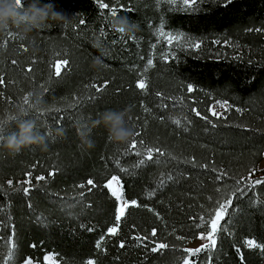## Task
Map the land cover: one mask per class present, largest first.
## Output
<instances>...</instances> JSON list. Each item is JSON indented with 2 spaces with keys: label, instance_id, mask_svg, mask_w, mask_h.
<instances>
[{
  "label": "trees",
  "instance_id": "obj_1",
  "mask_svg": "<svg viewBox=\"0 0 264 264\" xmlns=\"http://www.w3.org/2000/svg\"><path fill=\"white\" fill-rule=\"evenodd\" d=\"M29 2L23 0L25 6ZM105 2L115 6L112 0ZM40 3H52L66 20L49 21L23 39L15 27L0 32V77L5 79L0 85V120H8L19 106L27 108L23 97L39 90L43 103L38 113L29 109L28 118L36 122L38 131L52 133L47 150L33 145L13 154L3 146L2 138L15 130V123L9 121L0 132V258L7 253L14 229L13 264H22L28 256L34 264H43L46 253L54 254L59 264H85L89 258L97 264H179L186 255L181 250L205 230L194 226L198 217H207L218 200L239 187L243 194L237 192L233 198L216 248L194 259L207 264L210 255L212 264H264V249L245 246L247 238L264 243V185L250 189L241 180L251 168L257 169L252 179L264 177V170L257 168L264 156V0H232L226 7L225 0H198L186 11L180 0L176 5L166 0L159 4L157 0H120L123 7L118 15L138 25L123 34V40L113 30L112 18L103 19L95 0ZM104 14L108 15L107 10ZM80 20L85 23L81 25ZM162 21L165 31L184 34L180 47L173 44L175 59L169 62L162 59L169 51L166 42L157 43L156 29ZM101 29L106 36L100 35ZM196 42H200L198 49L188 46ZM58 58L70 62L60 77L52 67ZM148 59H153L154 67L146 73L149 87L145 92L136 87V81ZM105 80L104 91L89 100L94 94L90 85ZM188 84L196 90L189 93ZM157 92L163 96L157 97ZM81 97L77 108L69 107ZM223 100L232 110L225 113L226 118L213 117L209 106ZM55 107L61 111H49ZM145 107L150 111L145 112ZM193 107L212 123L197 117ZM108 109H127L129 126L140 133L136 139L176 159L166 155L158 164L133 169L139 158L123 154L127 143L109 141L102 124L92 128L95 146L87 148L78 127L90 126L98 113ZM175 119L181 121L179 126L173 123ZM57 128L64 129V135H57ZM116 158L129 172L119 171ZM53 168L59 169L54 177L35 180L38 175L47 177ZM222 171L228 175L217 180ZM28 172L35 187L26 196L16 189ZM161 173L171 174L173 180L157 187ZM111 175L121 176L127 199L148 206L130 208L115 236L106 235L115 222L116 201L103 187ZM88 178L98 185L90 193L87 187H76ZM8 180L13 181L11 187ZM237 180H241L239 185ZM81 191L86 193L82 200ZM152 228L157 229L156 237L150 236ZM136 234L150 239L140 243L133 238ZM122 240L123 248L119 246ZM152 240L174 248L152 253Z\"/></svg>",
  "mask_w": 264,
  "mask_h": 264
},
{
  "label": "snow or ice",
  "instance_id": "obj_2",
  "mask_svg": "<svg viewBox=\"0 0 264 264\" xmlns=\"http://www.w3.org/2000/svg\"><path fill=\"white\" fill-rule=\"evenodd\" d=\"M95 2L98 5V8L101 10V16L103 17L104 20H109V17L117 16L118 13L122 9V5L120 4V0H112V4L115 6H110L109 3H106L105 0H95ZM131 2V0H129ZM165 2V0H157V3ZM167 3L170 5H176L177 0H166ZM232 0H225L224 6L226 7L229 3H231ZM180 3L183 6V10H188L195 6L198 3V0H180ZM21 6H22V0H21ZM104 10H107L108 15L104 14ZM125 11H131V8H125ZM79 23L82 25L85 23V21L80 20ZM250 31L255 30V31H262V29H249ZM100 35L101 36H106V33L104 29L100 30ZM156 37H157V43L163 41L166 42L169 51L167 53L162 54V59L164 62H169L170 59H175V53L171 51V48L173 44H175L176 47L181 46V41L184 39V34L183 33H173L171 31H165V23L162 21L158 28L156 29ZM121 40L124 39L123 34L120 37ZM131 39H135V37H131ZM219 43V41H217ZM189 47L192 48H199L200 47V42H196L194 44H189ZM153 47H156L154 44ZM13 64H16V61H12ZM69 60L68 59H61L58 58L55 60L52 64V67L54 69V75L56 77H60L62 75V72L66 70L67 66L69 65ZM154 67V61L153 59H148L147 60V66L144 69V72L141 73L140 78L137 79L136 81V87L141 90V91H147L149 87V80L146 78V73L149 69ZM28 72L32 71V68L27 69ZM5 83L4 77H0V85H3ZM108 81H104L102 84H92L90 87L94 89V94L90 95L88 97L89 100L97 98V94L101 93L104 91V89L107 87ZM196 89L192 84L187 85V91L189 93L195 91ZM47 91V89H45ZM157 97H162L163 94L160 92L155 93ZM84 98H76L75 101L69 105L71 108H77L83 101ZM24 103L28 105L29 109H36V112H39V109L37 107H34L29 103V100L27 96L23 97ZM180 102L183 103V97L180 98ZM220 108L224 109L223 112H217L215 108H210L209 111L213 117H216L218 119L226 118L225 113L232 110V105L229 104L227 100L223 101H217L216 102ZM163 107H167L165 104H161ZM49 111H56L59 113L61 109L59 107H55L52 109H49ZM145 112H149L150 110L145 107L144 108ZM191 111L197 116L200 117L201 119H204L205 121H208L209 123H212L211 121L208 120L207 116H203L201 114V111L198 110L197 108H192ZM236 112H241L242 110L240 108H235ZM13 117L9 116L8 120H0V132L3 131L5 125L9 121H12ZM163 119V117H161ZM187 119V117H185ZM173 123L176 125H180L181 121L179 119L173 120ZM190 123V121H189ZM215 126V125H214ZM140 133L136 132L135 135L133 136V139L129 140L127 142V145L124 149V153L126 155H135L138 157V161L136 164H134L132 167L133 169H138L141 167L147 166L149 163L152 164H158L160 163V157L164 156H169L171 159H176V157L171 156L170 153H166L164 150H162L160 147H155V146H149L146 144L144 140H137L136 137L139 136ZM195 158H193L194 162ZM115 164L118 167L119 171L121 173H127L129 172V169L121 167L120 166V160L119 158L115 159ZM202 167L207 168L208 165H202ZM213 171H216V169H212ZM59 171L58 168H53L50 170L47 174V177L45 175H38L35 177V180L37 182L40 181H46L47 178L49 177H54L57 172ZM257 171L256 168H251L249 170V174L245 178H241V180H246L247 184L246 186L248 188H255L257 185H264V177H260L258 179H252V176L255 174ZM26 179L23 182H20L21 187L16 189V190H22L23 193L27 196L30 191L32 190L35 185L32 184V173L28 172L25 174ZM226 171L220 172L217 176V180H221L223 177L227 176ZM173 180V176L171 174L165 175L164 173L160 174V178L158 180V185L157 187H163L166 181H171ZM241 180H237L236 183L239 185L241 183ZM7 184L11 187L13 185L12 180H8ZM76 187L80 189H85L87 187V192L90 193L93 189L97 188L98 185L96 184L95 180L92 178H88L85 183H81L76 185ZM103 187L108 190L110 193L111 197L115 199L117 202L116 208H115V214H114V223L109 226L106 230V235L110 236H115L118 234L120 226H121V221L126 217L128 210L130 208L136 207H145L147 208V205H141L138 200L136 199H127L125 197L124 193V185L121 180L120 175H111L110 178H107L105 183L103 184ZM217 192H220L221 190L219 188L216 189ZM237 192H240L243 194V189L237 187L234 191H232L229 195H227L226 198H222L221 200H218L216 202V206L211 209L208 213V216L205 217L204 215H201L198 217L199 223H195L194 226L198 229H205L204 231H200L198 233L197 238L200 239L201 241H207L206 243H201L199 246L195 248H183L181 251L185 253L183 257L180 258L179 264H197V261L194 259V257H197L199 253L202 251H208L210 252L211 250L215 249L217 246V237L218 234L224 230V225L222 224L223 221H225L226 216L229 214V208L233 204V198L236 197ZM155 194V191L148 193L149 196H152ZM86 195L84 191H81L79 193V197L82 198ZM211 199V197H209ZM89 207L91 205H88ZM31 207V205H29ZM149 211H153L152 209H148ZM157 217H159V213H156ZM197 218H193L195 221ZM133 228L135 226L133 225ZM91 230V229H90ZM151 237H156L157 236V229L152 228L150 232ZM135 240L139 241L140 243H143L146 240H149V236H141L139 234L134 235L133 237ZM178 239H185L184 237H178ZM104 240V236L100 238V240L97 241L96 247L100 248L101 244ZM151 243L153 246L149 249L152 253H163V250H168L170 248H174V246H170L167 243L161 242V241H156L152 240ZM33 248H35L37 245L33 244L31 245ZM121 248L125 247V243L122 240L119 244ZM245 246L247 248H261L264 249V243H259L257 242L256 239L254 238H247L245 240ZM15 249H16V244L14 240V229H13V235L9 236L8 238V249L6 255H4L2 258H0V264H13L14 258H15ZM238 254L240 255L241 261H243V254L239 252V249L237 250ZM22 264H34V259L33 257H24L22 260ZM43 264H59L57 259L55 258L54 254H44L43 255ZM85 264H97L95 259L89 258ZM207 264H212V257L209 255Z\"/></svg>",
  "mask_w": 264,
  "mask_h": 264
},
{
  "label": "clouds",
  "instance_id": "obj_3",
  "mask_svg": "<svg viewBox=\"0 0 264 264\" xmlns=\"http://www.w3.org/2000/svg\"><path fill=\"white\" fill-rule=\"evenodd\" d=\"M66 16L54 9L52 3L41 4L40 0H30L27 6L22 0H0V32L9 27L20 29V38L23 39L29 32L40 29L49 21H63ZM113 30L121 34L133 32L138 25L126 16H113L111 21ZM95 64H101L97 58ZM27 98L31 105L39 107L42 105L43 94L39 90L29 91ZM125 110H105L98 113L97 118L91 120L90 126L85 124L78 127V135L87 148H93L94 142L90 138L93 127H105L108 133V140L114 144L127 143L134 135L135 130L129 126ZM12 121L15 123V130L2 138L3 146L13 154L19 153L23 148L29 146H39L42 150L48 149V137L51 132H40L36 129V122L29 117V107L19 106L16 113L12 115ZM57 135H64V129L57 128Z\"/></svg>",
  "mask_w": 264,
  "mask_h": 264
},
{
  "label": "rangeland",
  "instance_id": "obj_4",
  "mask_svg": "<svg viewBox=\"0 0 264 264\" xmlns=\"http://www.w3.org/2000/svg\"><path fill=\"white\" fill-rule=\"evenodd\" d=\"M217 101L213 102L210 106H209V109L210 108H215V110L217 112H223L224 109L220 108L219 105L216 103ZM210 112V111H209ZM258 169H261V170H264V156H263V159L260 161V163L258 164L257 166ZM116 205H117V202H116ZM198 236V235H197ZM196 236V238L192 241H190L188 243V248H195L197 246H199L201 243H206L207 241H201L200 239H198ZM46 254H51V253H46ZM43 259V258H42Z\"/></svg>",
  "mask_w": 264,
  "mask_h": 264
}]
</instances>
